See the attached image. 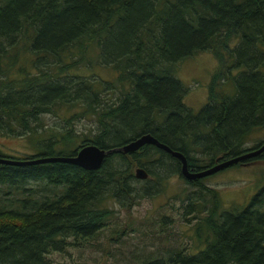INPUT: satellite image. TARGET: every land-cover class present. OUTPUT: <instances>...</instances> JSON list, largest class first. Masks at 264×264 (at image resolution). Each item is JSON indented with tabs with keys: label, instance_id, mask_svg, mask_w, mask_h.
Returning a JSON list of instances; mask_svg holds the SVG:
<instances>
[{
	"label": "trees",
	"instance_id": "obj_1",
	"mask_svg": "<svg viewBox=\"0 0 264 264\" xmlns=\"http://www.w3.org/2000/svg\"><path fill=\"white\" fill-rule=\"evenodd\" d=\"M20 46L35 54L24 62L34 71L17 66L21 75L15 78L7 67L10 62L16 70L15 58L7 53ZM205 49L216 69L206 102L192 112L172 63ZM90 51L115 75L114 87L113 79H101L103 94L91 87L93 75L72 74L76 61H63L86 59ZM1 62L0 133L27 135L39 145L33 154L7 157L73 155L87 143L107 148L150 132L196 170L264 141L243 145L250 128H264V0H0ZM230 67L235 74L224 78ZM223 78H232L234 89L217 95ZM60 103L80 106L63 116L65 123L87 113L98 132L84 133L71 147L67 128L38 129L40 114ZM262 158L264 150L232 164ZM137 165L145 178L132 174ZM173 174L182 177L179 160L148 143L107 153L96 169L62 161L0 163V264H66L53 263L48 253L92 240L109 254L114 246L102 240L111 228L119 235L114 204L152 196ZM206 176L182 177L191 189L173 195L180 199L176 219L160 214L155 232L142 219L130 264H264V183L245 204L222 208ZM174 223L189 231L173 233ZM97 258L81 256L72 264H98Z\"/></svg>",
	"mask_w": 264,
	"mask_h": 264
},
{
	"label": "rangeland",
	"instance_id": "obj_2",
	"mask_svg": "<svg viewBox=\"0 0 264 264\" xmlns=\"http://www.w3.org/2000/svg\"><path fill=\"white\" fill-rule=\"evenodd\" d=\"M18 42L19 46L21 41ZM8 50L9 52L7 54H11V57L15 58L14 66L23 67L28 73L34 71V66H31V62L30 65L27 64L28 66L25 67L26 63L24 62H27V59L33 60L36 57L33 52L30 53L27 47L24 48V46H20L18 50L19 52L17 53L15 48H8ZM91 51L89 54L86 53V59H84L83 56L80 58L78 57L79 59H68L66 56H63V61H76L75 67H72L71 69L69 68L72 74L79 73L82 76H86V79L87 76L90 77L93 75L94 79L92 80L91 87L100 94H103L101 91V79H113L112 86L114 87L116 82L114 80L115 75L112 74V69L109 67L96 63L95 54ZM4 58L6 62H9L6 56ZM229 62L230 61H228V63ZM0 65L4 66L5 63L1 62ZM8 65L10 66V72L12 71L11 76L16 78L21 75L18 71V67H15V70L12 68L10 62L7 64V67ZM172 67L173 76L180 81L185 89L182 95V101L192 112L198 111L207 100L209 84L214 73L213 71L216 69L215 57L209 49L199 50L178 59L172 63ZM231 69H233V67L228 69V73H226L224 78L229 74H235ZM224 78L219 79L216 82L217 88L221 90L215 91L217 95L222 94L223 91L230 92L232 87L234 89L232 78L231 80ZM115 88H117V86ZM112 89L113 88H111V91ZM112 94H115V92H112ZM78 107L80 106H76V104L73 106H65L62 103L56 106L54 105L53 112L47 111L40 114L41 125L38 129L46 128L47 130H55L58 132V130H62V127L67 128L72 134V139L75 141L71 143L70 146H74L78 143V139L80 140L84 133L86 135H93L98 132L96 129L97 123L94 122L93 118H90L87 113L78 119H74L70 124L65 123L66 119H64L63 116H68L70 113L77 111ZM208 130L209 128H205L202 132L204 139L210 136ZM26 136L0 133V154L22 157L36 152L39 145H37L33 139L27 138ZM262 138H264L263 127L250 128V130L244 134L243 145L245 147H250ZM200 139L201 138L198 140ZM206 143L208 142L205 140V144ZM54 147H59V144H54ZM203 153L206 157V152ZM191 154L194 158L204 157L200 156L197 152H192ZM133 169L134 167L131 170L132 174ZM203 182L217 190L222 208L233 204L243 205L247 202L249 197L256 192L258 187L264 183V158L228 165L211 174H207V176L204 177ZM178 189H181V198L186 190L191 189V185L185 184L182 177L173 174L165 181L163 187L152 196L137 197L134 199V202L128 206L119 207V205L114 204L113 223L117 229H119V235L117 236L115 228H111V234H109L111 237H105L102 240L105 245L111 248L114 246L109 254L100 253V250L95 247L96 244H94V241L92 240L90 243H84L81 245L71 243L66 247V251H52L48 253L47 256L50 257L53 263L64 261L66 264H72L80 261L81 256H97L98 264H130L133 253L135 252L134 250L138 249L137 244L142 219H145L142 222V225L147 226L150 230L155 232L158 227L157 222L160 214L163 213L174 219L177 218L176 207L178 206V203H180V199L178 202L177 199H174L173 195ZM188 231L189 229L184 228L182 225L176 223L172 225L173 233L180 234L183 232L187 233ZM183 240L186 244H193L192 239L187 240L186 235ZM110 254H112V257Z\"/></svg>",
	"mask_w": 264,
	"mask_h": 264
},
{
	"label": "water",
	"instance_id": "obj_3",
	"mask_svg": "<svg viewBox=\"0 0 264 264\" xmlns=\"http://www.w3.org/2000/svg\"><path fill=\"white\" fill-rule=\"evenodd\" d=\"M145 143L152 144L155 147L162 149L171 154L172 156L176 157L179 160V173L184 179L187 180L211 174L232 163L248 158L250 156L257 155L262 150H264V141H262L256 146L251 147L241 153L228 156L222 159H215L213 163L205 167L196 170H191L188 168L185 155L182 152L177 149H172L164 142L158 140L150 132H142L126 140L125 142H122L118 145H114L112 147L104 148L99 147L94 143H87L80 146L73 155H39L28 158H12L0 155V163L22 165L48 161H62L71 162L85 169H96L100 167L102 160L107 153L114 151L123 153L130 152L136 150L138 147ZM133 174L135 177L140 179L145 178L147 176L146 170L139 165L134 167Z\"/></svg>",
	"mask_w": 264,
	"mask_h": 264
},
{
	"label": "bare ground",
	"instance_id": "obj_4",
	"mask_svg": "<svg viewBox=\"0 0 264 264\" xmlns=\"http://www.w3.org/2000/svg\"><path fill=\"white\" fill-rule=\"evenodd\" d=\"M78 148H79V147H78ZM78 148H77V149H78Z\"/></svg>",
	"mask_w": 264,
	"mask_h": 264
}]
</instances>
